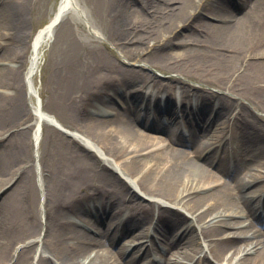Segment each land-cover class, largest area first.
<instances>
[{"label": "bare ground", "instance_id": "6f19581e", "mask_svg": "<svg viewBox=\"0 0 264 264\" xmlns=\"http://www.w3.org/2000/svg\"><path fill=\"white\" fill-rule=\"evenodd\" d=\"M99 1L122 60L65 74L81 82L74 95L50 76L48 112L32 102L33 79L56 26L82 6L60 0L31 34V0H0V264H264V0ZM135 67L219 92L189 101ZM138 82L144 93L114 88ZM174 209L190 219L163 212Z\"/></svg>", "mask_w": 264, "mask_h": 264}, {"label": "rangeland", "instance_id": "374dc122", "mask_svg": "<svg viewBox=\"0 0 264 264\" xmlns=\"http://www.w3.org/2000/svg\"><path fill=\"white\" fill-rule=\"evenodd\" d=\"M59 1L60 0H31V5L26 18V31L28 32L30 31L31 34H34L38 29L44 26L48 22V20L52 17L54 11H56ZM78 2L82 6L83 15L81 16L70 11L66 12L65 16L54 30L51 43L43 48L40 71L35 75L33 79L36 89V95L32 98V102L33 103L36 102L37 104H40V106H42V108L48 112L50 111L47 109V103L50 98V93L53 92L52 83L50 82V76L51 77H54L56 75L58 76V82H55V86H53L54 89L56 87V89L58 90L60 89L65 90L68 87L70 88V92L74 95L79 92L78 89L80 87L81 82L77 81V83L74 86L73 85L70 86L68 82L63 80L64 79L63 76L65 74H69L74 71L76 74H78V80H79L80 77L79 74L84 71L85 69L84 66L86 64H91V65L96 64L94 61H98L99 57H101L102 55L110 58L115 62H117L116 60H122L120 58V54L118 53L119 51L112 44V40L109 37V32H107L104 28L106 22L103 13L104 9L100 7L101 2L99 0H78ZM90 29L94 30V33L96 34L95 36H93V34L90 32L91 31ZM185 32L187 33V31H183L182 34H185ZM180 49H181L180 45H174L173 47L172 45H169V49H167L166 51L168 50L178 51ZM114 57L116 59H113ZM124 66L129 67L128 65H124ZM135 68L140 69L137 67ZM140 70L143 74L156 77L157 80L166 83H171L172 85L184 86L185 87L184 89L189 91V96H187L188 97L187 99H189V101L194 100V95L197 92V93H202L204 95L205 100L207 101L209 100L208 102L211 103L213 102V100H216L214 97L215 93L219 92L217 88L215 86L212 87L209 82L199 81L201 79L199 80L196 78L187 79L183 81L184 84H182L181 82L177 83V81H173L172 79H170V77L173 74H175L173 72H166L157 68H143ZM206 79L210 82L213 81L211 77H206ZM141 84L142 83L139 82L134 83L132 85L127 84L125 87L116 84L114 88L115 90H117V88L119 89V87H121L120 90L118 91L120 96L121 94H123L122 91L124 90H127L128 94L131 93L139 94V92L143 93L146 91ZM159 93L168 96L167 92L165 91H160ZM125 100L128 101V97ZM198 101L199 104L196 106L200 108H204L205 106L204 102H202L201 99H199ZM244 102L246 104L248 103L246 101ZM123 103H125V101ZM205 104L207 106L210 105L207 103ZM109 105L114 113L119 110L121 112V109H123L124 107L123 106L124 104L121 105L119 98H117L116 101L114 100L113 102L109 103ZM224 114L226 115V113ZM154 118L155 117H150V119H154ZM55 119L56 118H54V120ZM216 122L217 120L214 121V123ZM1 146L2 143H0V149ZM5 148L7 149V147ZM40 151H42L41 148L39 150V153ZM33 153H34V149L32 150V154ZM43 157L41 162H43ZM37 161L38 160L36 159L35 160L36 164ZM248 189H246L245 191H247ZM42 202H43V198L40 200V207ZM163 212L167 213L168 217L171 218V220L179 219L180 221L185 222L190 219L189 216L183 210L174 209L172 211L170 210L169 212L166 210ZM42 213H41V219L43 218ZM42 220H44V218ZM150 221L151 220H147L146 223ZM152 222H154L155 224V219L151 221V223ZM254 222H256L255 225L257 229L263 228L264 221L262 217L260 219H256ZM98 223L100 224V228H103L106 225L105 222L101 223V220H99ZM146 223H143V225ZM162 226L164 227V225ZM157 227H161V226L158 225ZM124 237L115 240L112 249L118 248L121 242L124 239H126ZM186 237L188 236L186 235ZM261 239L264 241V237H262ZM100 240L102 242L104 241L102 238H100ZM151 241L153 242V240ZM159 244L162 246V243L160 241L158 245ZM187 245L189 251L198 248V246L196 245V240L195 242L188 243ZM211 262L217 264L214 260H211Z\"/></svg>", "mask_w": 264, "mask_h": 264}]
</instances>
